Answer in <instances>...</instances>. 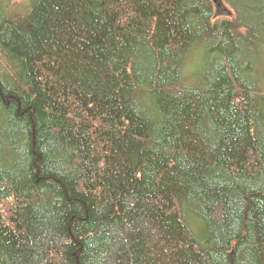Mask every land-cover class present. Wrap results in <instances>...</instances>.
Listing matches in <instances>:
<instances>
[{
  "label": "trees",
  "instance_id": "16d2710c",
  "mask_svg": "<svg viewBox=\"0 0 264 264\" xmlns=\"http://www.w3.org/2000/svg\"><path fill=\"white\" fill-rule=\"evenodd\" d=\"M222 3L0 0V264H264V0Z\"/></svg>",
  "mask_w": 264,
  "mask_h": 264
},
{
  "label": "water",
  "instance_id": "95a60500",
  "mask_svg": "<svg viewBox=\"0 0 264 264\" xmlns=\"http://www.w3.org/2000/svg\"><path fill=\"white\" fill-rule=\"evenodd\" d=\"M211 1L214 4L217 13L225 12L223 4H222V0H211Z\"/></svg>",
  "mask_w": 264,
  "mask_h": 264
},
{
  "label": "bare ground",
  "instance_id": "6f19581e",
  "mask_svg": "<svg viewBox=\"0 0 264 264\" xmlns=\"http://www.w3.org/2000/svg\"><path fill=\"white\" fill-rule=\"evenodd\" d=\"M212 2V1H211ZM213 4V3H212ZM223 4V3H222ZM214 5V4H213ZM215 7V6H214ZM223 7H224V10H225V12H222V13H217V14H220V15H225V16H227L228 14H229V10H227V8L224 6V4H223ZM216 9V8H215Z\"/></svg>",
  "mask_w": 264,
  "mask_h": 264
},
{
  "label": "rangeland",
  "instance_id": "374dc122",
  "mask_svg": "<svg viewBox=\"0 0 264 264\" xmlns=\"http://www.w3.org/2000/svg\"><path fill=\"white\" fill-rule=\"evenodd\" d=\"M25 0H17V2H19V3H22V2H24ZM220 15V14H219ZM228 15H230V14H228ZM225 16V15H224ZM221 17H223V16H221Z\"/></svg>",
  "mask_w": 264,
  "mask_h": 264
}]
</instances>
